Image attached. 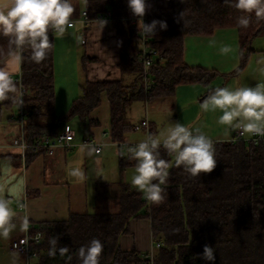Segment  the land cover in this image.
Here are the masks:
<instances>
[{
  "label": "trees",
  "instance_id": "obj_1",
  "mask_svg": "<svg viewBox=\"0 0 264 264\" xmlns=\"http://www.w3.org/2000/svg\"><path fill=\"white\" fill-rule=\"evenodd\" d=\"M91 16L111 11L110 22L118 32L122 74L135 76V83L88 81L76 99L71 117L81 119L100 106L107 94L111 108V131L114 142H126L127 134L136 131L128 120L130 106L144 100L150 106L172 98L183 83L201 82L212 77L204 68H191L184 62V41L188 36L212 35L218 29L236 28L242 43L243 68L251 41L264 35V18L253 14L249 26L240 28L237 19L244 13L225 0H167L170 13L143 17L145 24L165 21L166 30L156 29L151 46L160 57L149 69L151 85L145 92L144 69L139 60L141 49L138 19L127 0H85ZM53 47L48 57L37 64L25 47L21 62L24 89V136L37 141L59 133L62 119L54 113L55 71L54 35L48 33ZM7 39L0 38V61L6 59ZM18 89L19 84H17ZM154 102V103H152ZM152 103V104H151ZM6 106L18 102L4 101ZM155 134V126L151 124ZM217 166L212 173L190 176L183 168L172 167L165 186V200L152 204L126 183L107 184L96 195L94 205L72 207L68 220L42 225L31 231L42 232L41 243H32L35 258L30 264H81L78 250L91 240L103 245L99 264H151L150 253L124 250L123 235L131 233L132 220L150 219L154 264H210L202 258L205 245L215 249V264H264V144L252 142H215ZM161 158H172L161 149ZM41 154V153H40ZM37 155L33 152L28 157ZM57 238V248L67 247L61 256H49V239ZM71 256V260H68Z\"/></svg>",
  "mask_w": 264,
  "mask_h": 264
},
{
  "label": "crops",
  "instance_id": "obj_2",
  "mask_svg": "<svg viewBox=\"0 0 264 264\" xmlns=\"http://www.w3.org/2000/svg\"><path fill=\"white\" fill-rule=\"evenodd\" d=\"M75 11L72 19L75 26L68 29L62 38L54 37L55 99L54 113L62 119L59 132L64 123L76 122V148L72 151L59 150L54 155L37 154L27 157L23 162L22 150L14 143L24 131L15 115L16 106H6L0 102V185L4 186L5 196L12 199V206L19 215L29 219L26 233L17 230L7 241L0 240V264H26L25 257L12 251L11 243L26 237L31 231L42 225L68 220L72 207L94 205L96 195L107 184L126 183L130 180L135 161L120 158L119 151L112 139L111 108L106 93L101 104L84 120L79 116L71 117V109L76 99L83 94L88 81H119L124 79L127 85L135 83V76L123 75L119 67L121 51L118 32L113 24L105 27L96 22L86 28L87 43L82 44L83 25L80 22L86 9L85 0H72ZM170 13L167 0H147L146 14L160 16ZM231 49L227 54L221 48ZM246 64H242V43L236 28L218 29L212 35L188 36L184 41V62L191 68L207 69L212 77L201 82L183 83L177 86L172 98L158 104L169 103L173 112V123H184L191 128H199L213 142L232 141L225 138L224 128L216 123L219 112H203L200 102L217 87H254L264 84V35L254 38L248 50ZM0 61V66H4ZM13 78L21 75V64L12 67ZM71 71H74L70 74ZM136 102L144 103V100ZM134 102V103H136ZM133 103V104H134ZM132 104V105H133ZM128 110V120L132 119L133 107ZM153 106V105H152ZM154 107V106H153ZM155 108V107H154ZM153 108V109H154ZM152 109V107H151ZM153 121V120H152ZM151 124L155 126V122ZM72 126V125H71ZM73 128V127H72ZM156 134V130H155ZM144 133L133 131L126 136V142L138 143ZM252 136H247L250 139ZM85 138L105 144L101 154L80 143ZM108 163L112 165L109 172ZM8 189L18 194L11 196ZM131 233L123 235L121 245L124 250H136L142 253L151 251L153 245L150 219L132 220Z\"/></svg>",
  "mask_w": 264,
  "mask_h": 264
},
{
  "label": "clouds",
  "instance_id": "obj_3",
  "mask_svg": "<svg viewBox=\"0 0 264 264\" xmlns=\"http://www.w3.org/2000/svg\"><path fill=\"white\" fill-rule=\"evenodd\" d=\"M230 7L244 13L237 19L240 28H247L251 15L264 18V0H225ZM131 14L138 19L139 35L142 39L153 38L156 29H167L165 21L153 20L145 24L147 0H127ZM75 8L72 0H0V38L7 39V52L4 66H0V102L15 101L23 103V93L13 79L12 67H18L24 59L25 47L31 50V59L39 64L44 61L53 43L49 31L55 38H62L68 29L75 26L72 19ZM103 26L105 20H99ZM222 54L231 51L227 46L221 48ZM203 112H219L216 123L224 128L225 138L232 132L240 135L264 138V84L254 87H217L200 102ZM163 149L171 160L161 158ZM135 161L130 176L132 189L142 194V198L152 204L165 200V186L172 167L183 168L190 176L199 178L201 174L212 173L217 166L213 140L199 128H191L184 123H169L159 134H147L134 145H122L119 153ZM11 196L18 194L8 189ZM4 186L0 185V240L7 241L19 230H29V219L23 216L16 223L18 211L12 206V199L5 196ZM57 238L49 239V256L57 251L61 256L68 254L67 247L57 248ZM103 251L100 240L93 239L78 250L81 264H99ZM202 258L215 264V249L205 245ZM71 260V256H68ZM13 264H16L15 260Z\"/></svg>",
  "mask_w": 264,
  "mask_h": 264
},
{
  "label": "built area",
  "instance_id": "obj_4",
  "mask_svg": "<svg viewBox=\"0 0 264 264\" xmlns=\"http://www.w3.org/2000/svg\"><path fill=\"white\" fill-rule=\"evenodd\" d=\"M99 20H105L107 23H110L114 20L112 12L109 10L106 13H95L94 16H91L90 13L85 10L82 13L80 22L82 23L84 29L82 32V44L85 45L87 43L86 38V28L92 26V24L99 22ZM144 21V20H143ZM141 54L139 60L142 63L144 69V82H145V92L147 95L149 94V89L151 85V79L149 77V69L153 66L156 59L160 57L159 53L156 49L151 46L150 38L145 40L141 37L138 40ZM17 84H19L20 91L24 94V89L22 86V79L21 76L18 78H13ZM23 99V95H22ZM19 111L15 115V119L19 122L22 129L24 130L25 126V110L23 103H18ZM135 130L140 132L144 131L145 135L147 134H154L151 123L147 120H143L140 124L135 125ZM233 142H240V141H247L252 142L254 144H264V138L258 136H252L250 139L246 138V135H240L239 132H236L235 137L232 139ZM76 142V132L72 128L69 123H64L63 129L55 136H44L37 141L29 142L25 136L23 135L19 140L15 141V145L20 147L22 150V158L23 162L27 161L28 154L33 152L35 154H47V155H54L59 150L64 151H72L78 144ZM117 147L119 153L122 145H134L128 142H118L114 143ZM80 145L84 148L92 149L96 154H101L103 152L105 144L100 143L91 138H85ZM120 158L122 157L119 154ZM42 240V232L37 231L35 234H31V232L24 238L15 240L11 243L12 251L18 253L25 257L26 264H30V262L35 258V254L32 251L31 244L32 243H41ZM160 243H153L151 251L149 252V258H151V264H154V250L156 248H160Z\"/></svg>",
  "mask_w": 264,
  "mask_h": 264
},
{
  "label": "rangeland",
  "instance_id": "obj_5",
  "mask_svg": "<svg viewBox=\"0 0 264 264\" xmlns=\"http://www.w3.org/2000/svg\"><path fill=\"white\" fill-rule=\"evenodd\" d=\"M73 72L74 71H71L70 74H72ZM152 103H154V102H152ZM153 106L152 105L148 106L147 104H145V106H144V103H141V102L134 103L132 105V107H133L132 119L134 122H136V121L140 120V118L142 117L141 121L138 122L137 124H140L143 120H147L150 123L153 120L152 122H155V125H156V128H155L156 134H159V132L161 130H163L169 123H171V122L173 123V119H172L173 112H172V109H171V106L169 103H165L162 105L157 103V104H153ZM18 107L19 106L17 105L16 106L17 111H18ZM151 107H152V109H151ZM71 125H72L73 129L75 131H77L76 122L72 121ZM140 133L145 134L144 131H140ZM114 143H116V142H114ZM130 143L135 144L136 142L133 141ZM108 166H109V172H112L113 171V169H111L112 165L108 163Z\"/></svg>",
  "mask_w": 264,
  "mask_h": 264
}]
</instances>
